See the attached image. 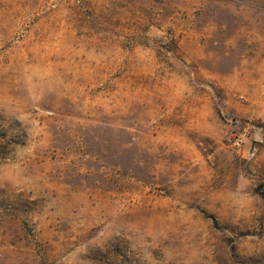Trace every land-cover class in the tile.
<instances>
[{
  "label": "rangeland",
  "instance_id": "obj_1",
  "mask_svg": "<svg viewBox=\"0 0 264 264\" xmlns=\"http://www.w3.org/2000/svg\"><path fill=\"white\" fill-rule=\"evenodd\" d=\"M0 264H264V0H0Z\"/></svg>",
  "mask_w": 264,
  "mask_h": 264
}]
</instances>
